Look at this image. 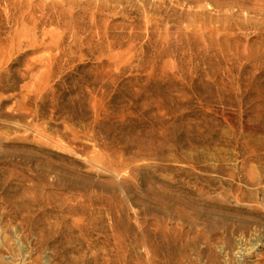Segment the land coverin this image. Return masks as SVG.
<instances>
[{"label": "rangeland", "instance_id": "rangeland-1", "mask_svg": "<svg viewBox=\"0 0 264 264\" xmlns=\"http://www.w3.org/2000/svg\"><path fill=\"white\" fill-rule=\"evenodd\" d=\"M101 256L264 264V0H0V264Z\"/></svg>", "mask_w": 264, "mask_h": 264}, {"label": "bare ground", "instance_id": "bare-ground-1", "mask_svg": "<svg viewBox=\"0 0 264 264\" xmlns=\"http://www.w3.org/2000/svg\"><path fill=\"white\" fill-rule=\"evenodd\" d=\"M15 215L17 216V214H15ZM82 227H83V226H80L81 229H82ZM91 228H92L93 230H95V226L92 225ZM64 237H66V236H64ZM63 239L67 240V242H69V243H74V242L77 241L78 237H76L74 240H73V239H67V238H63ZM42 240H45V238H42ZM62 242L64 243L65 241H62ZM81 242H82V243H81ZM81 242H79V243H80L81 246L83 247V240H82ZM99 249H101V248H99ZM101 250L103 251V253H105V250H104V249H101ZM101 250H100V252H101ZM98 255H99L98 253H97L96 255H94V257H95V261L98 260ZM101 259L103 260V263H105V264H112L110 258H105L104 256H101ZM79 260L85 261L82 257L79 258ZM169 261H170V258H169ZM149 264H155L154 259H153L152 257L150 258V262H149Z\"/></svg>", "mask_w": 264, "mask_h": 264}]
</instances>
